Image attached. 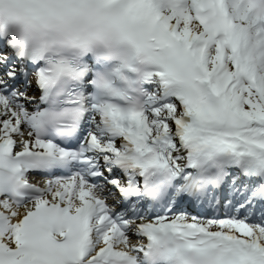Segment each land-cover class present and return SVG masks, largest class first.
<instances>
[{"label":"snow or ice","instance_id":"obj_1","mask_svg":"<svg viewBox=\"0 0 264 264\" xmlns=\"http://www.w3.org/2000/svg\"><path fill=\"white\" fill-rule=\"evenodd\" d=\"M0 264H264V0H0Z\"/></svg>","mask_w":264,"mask_h":264},{"label":"clouds","instance_id":"obj_2","mask_svg":"<svg viewBox=\"0 0 264 264\" xmlns=\"http://www.w3.org/2000/svg\"><path fill=\"white\" fill-rule=\"evenodd\" d=\"M15 7H17V8H21V7H23V5H17V6H15Z\"/></svg>","mask_w":264,"mask_h":264},{"label":"bare ground","instance_id":"obj_3","mask_svg":"<svg viewBox=\"0 0 264 264\" xmlns=\"http://www.w3.org/2000/svg\"><path fill=\"white\" fill-rule=\"evenodd\" d=\"M33 91H34V86H33ZM35 94V93H34ZM23 211V210H22Z\"/></svg>","mask_w":264,"mask_h":264}]
</instances>
